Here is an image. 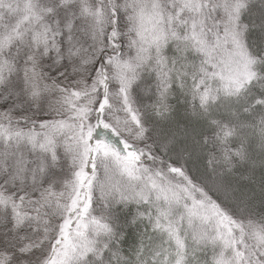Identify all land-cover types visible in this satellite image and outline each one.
<instances>
[{
  "label": "snow or ice",
  "instance_id": "snow-or-ice-1",
  "mask_svg": "<svg viewBox=\"0 0 264 264\" xmlns=\"http://www.w3.org/2000/svg\"><path fill=\"white\" fill-rule=\"evenodd\" d=\"M0 264H264V0H0Z\"/></svg>",
  "mask_w": 264,
  "mask_h": 264
}]
</instances>
